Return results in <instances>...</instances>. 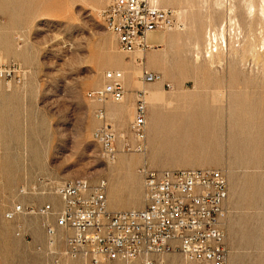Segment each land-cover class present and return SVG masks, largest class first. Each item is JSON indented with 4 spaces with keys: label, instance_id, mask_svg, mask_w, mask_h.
Here are the masks:
<instances>
[{
    "label": "rangeland",
    "instance_id": "obj_1",
    "mask_svg": "<svg viewBox=\"0 0 264 264\" xmlns=\"http://www.w3.org/2000/svg\"><path fill=\"white\" fill-rule=\"evenodd\" d=\"M168 1L159 5L174 12L173 26L156 31L146 51L126 54L102 17L113 0H0V68L20 70L18 78L0 75V264H94L70 254L68 233L56 225L64 184L104 183L108 208L118 212L145 206V170L184 169L227 179L224 264H264V0ZM210 31L220 45L211 56ZM145 71L160 80L144 83ZM113 72L138 90L132 110L126 97L88 96ZM140 91L142 150L132 129ZM150 91L159 97L151 101ZM105 128L115 136L114 156L98 137ZM47 205L48 216L31 212ZM18 206L23 212L8 218ZM97 260L215 264L179 254Z\"/></svg>",
    "mask_w": 264,
    "mask_h": 264
},
{
    "label": "built area",
    "instance_id": "obj_2",
    "mask_svg": "<svg viewBox=\"0 0 264 264\" xmlns=\"http://www.w3.org/2000/svg\"><path fill=\"white\" fill-rule=\"evenodd\" d=\"M174 15L172 10L161 8L159 0H113L102 12L107 29L117 37L126 54L149 49V35L171 28ZM0 75L18 78L20 70L12 64L0 68ZM107 78L110 83L105 88L88 96L100 102L111 98L122 103L125 98L122 74L109 73ZM159 80V75L147 71L142 76V81L148 84ZM132 129L142 150L147 136L143 91L138 94ZM98 137L106 152L114 156V134L105 128ZM144 188L146 203L142 209L112 212L104 183L94 187L87 180L64 184L59 190L63 209L54 215L57 227L68 233L66 244L70 254L90 258L94 264H98V256L132 261L159 254H179L193 262L225 263L228 252L220 223L225 216L228 182L221 171L145 170ZM52 210L47 205L31 212L48 216ZM22 212V206H18L8 218ZM48 232L54 235L55 229L49 228Z\"/></svg>",
    "mask_w": 264,
    "mask_h": 264
},
{
    "label": "crops",
    "instance_id": "obj_3",
    "mask_svg": "<svg viewBox=\"0 0 264 264\" xmlns=\"http://www.w3.org/2000/svg\"><path fill=\"white\" fill-rule=\"evenodd\" d=\"M160 3H161V5H170L171 4V2L168 1V0H160ZM156 37H157V34L155 32L151 33L149 35V41H154L156 39ZM124 89H125V97H126V101L124 102V104L126 106V110H132L133 109V106L135 104L134 94L138 90H136L135 88H126V87H124ZM158 92L157 91H150V92H148L151 101L154 100L155 98L159 97L160 94ZM107 109L108 110H112L113 109L114 110V113L113 114L116 115V108L112 107L111 105H108L107 106ZM157 120L159 122V119H157ZM115 133H116V138H117V135L120 133V131H116Z\"/></svg>",
    "mask_w": 264,
    "mask_h": 264
},
{
    "label": "bare ground",
    "instance_id": "obj_4",
    "mask_svg": "<svg viewBox=\"0 0 264 264\" xmlns=\"http://www.w3.org/2000/svg\"><path fill=\"white\" fill-rule=\"evenodd\" d=\"M245 1H248V0H245ZM159 4H160V0H159ZM249 11H250V14H252V9L250 8L249 9ZM263 11V13H264V10H262ZM176 12V11H175ZM262 14V13H261ZM262 17H263V14H262ZM181 30V29H180ZM220 32H219V36L221 35V38H222V40H223V38H224V32H225V30H224V28H222V29H220L219 30ZM209 38H210V41H212V43L209 45V47L207 48L208 49V55L209 56H211V54L213 53V50H212V46H213V44H214V47H217V48H219L220 47V45L216 42V38L218 37V35H217V37H216V35H215V33H213V32H209ZM216 39V40H215ZM226 45L225 43H221V48L222 47H224V46ZM213 55V54H212ZM107 77V76H106ZM125 79V78H124ZM124 103V102H123Z\"/></svg>",
    "mask_w": 264,
    "mask_h": 264
}]
</instances>
